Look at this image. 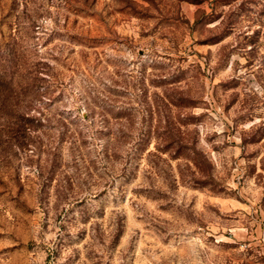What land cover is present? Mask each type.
Listing matches in <instances>:
<instances>
[{
	"label": "rangeland",
	"instance_id": "374dc122",
	"mask_svg": "<svg viewBox=\"0 0 264 264\" xmlns=\"http://www.w3.org/2000/svg\"><path fill=\"white\" fill-rule=\"evenodd\" d=\"M0 264H264V0H0Z\"/></svg>",
	"mask_w": 264,
	"mask_h": 264
}]
</instances>
